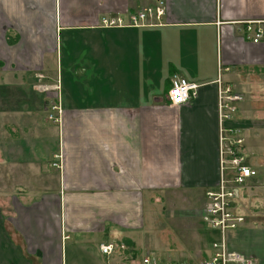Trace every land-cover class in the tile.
<instances>
[{"label":"crops","instance_id":"crops-1","mask_svg":"<svg viewBox=\"0 0 264 264\" xmlns=\"http://www.w3.org/2000/svg\"><path fill=\"white\" fill-rule=\"evenodd\" d=\"M157 2L151 25L100 23ZM174 75L199 85L179 106ZM218 81L242 97L231 125L256 171L226 241L264 264V0H0V264H141L153 228L178 240L159 253L193 251L219 180Z\"/></svg>","mask_w":264,"mask_h":264},{"label":"built area","instance_id":"built-area-1","mask_svg":"<svg viewBox=\"0 0 264 264\" xmlns=\"http://www.w3.org/2000/svg\"><path fill=\"white\" fill-rule=\"evenodd\" d=\"M163 15V3L157 2L156 7H146L129 12L125 16H103L100 23L104 28L142 27L151 25L152 20H160ZM244 29L252 33V42L258 43L263 34L262 29L252 28L251 23H246ZM198 86L194 82L174 75L166 93L168 104L179 106L187 103L196 96ZM41 88L49 89L46 86ZM241 100L242 97L231 87L224 86L218 81L219 180L214 190L206 191V201L201 214V220L206 225L217 229L220 234V238L211 244L210 255L198 260H164L147 253L141 258V264H255L252 259L230 251L226 241V233L238 228L243 222V217L235 212L234 201L248 179L256 175V171L245 164L242 153L243 138L239 136L237 128L231 125L235 121ZM57 108L51 105L50 110H55L57 117L49 116L50 120L56 122L59 121L60 114ZM54 158L57 161L53 163V167L59 168L61 157L55 155ZM101 252L110 253L111 246L102 247Z\"/></svg>","mask_w":264,"mask_h":264},{"label":"rangeland","instance_id":"rangeland-1","mask_svg":"<svg viewBox=\"0 0 264 264\" xmlns=\"http://www.w3.org/2000/svg\"><path fill=\"white\" fill-rule=\"evenodd\" d=\"M166 221L171 223L170 220ZM178 225L179 222L173 224L175 228ZM198 230L199 232L197 240H193V238H186V240H183L182 243L183 252H185L186 249H192L193 251H190L187 255L179 257L172 253L162 254L158 252V250L160 249L159 246H164V244L161 243V238H165L164 241L167 240L170 245L173 244L174 241L177 243L178 240H173L174 237H172V235L167 234L165 237L164 234H158L157 230H154V228L152 230L150 229V231H141L137 235L138 245L136 246V254L137 256H140V258L147 253H151L156 258L164 260H194L196 259V257L189 256L195 254V252L197 251H201V249H205L206 246L210 247L214 241L218 240V237H216L218 234V230L206 225L202 220L199 224Z\"/></svg>","mask_w":264,"mask_h":264},{"label":"bare ground","instance_id":"bare-ground-1","mask_svg":"<svg viewBox=\"0 0 264 264\" xmlns=\"http://www.w3.org/2000/svg\"><path fill=\"white\" fill-rule=\"evenodd\" d=\"M248 184V183H247Z\"/></svg>","mask_w":264,"mask_h":264}]
</instances>
